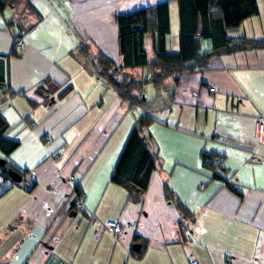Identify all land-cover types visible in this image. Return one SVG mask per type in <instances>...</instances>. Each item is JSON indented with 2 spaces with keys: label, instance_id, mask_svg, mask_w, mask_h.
<instances>
[{
  "label": "crops",
  "instance_id": "obj_1",
  "mask_svg": "<svg viewBox=\"0 0 264 264\" xmlns=\"http://www.w3.org/2000/svg\"><path fill=\"white\" fill-rule=\"evenodd\" d=\"M165 1L167 48L175 53L174 0H26L3 12L0 129L18 147L0 158L25 180L0 173V264H191L192 257L197 264H264V145L253 136L264 119V48L221 53L159 88L146 84L145 107H129L94 64L101 54L121 65L116 16ZM256 5L257 15L229 38L264 40V0ZM19 36L24 49L12 56ZM122 73L135 81L150 75L144 68ZM142 114L152 119L143 133L159 162L138 195L110 183V175ZM202 154L218 156L222 178ZM164 185L193 214V225L166 199ZM109 221L120 234L105 229Z\"/></svg>",
  "mask_w": 264,
  "mask_h": 264
},
{
  "label": "trees",
  "instance_id": "obj_2",
  "mask_svg": "<svg viewBox=\"0 0 264 264\" xmlns=\"http://www.w3.org/2000/svg\"><path fill=\"white\" fill-rule=\"evenodd\" d=\"M26 0H0V17L7 8H17ZM178 9V51H168L167 37L171 32L169 18V2L165 1L154 6L118 15L114 18L118 33V51L121 65L97 54L94 64L101 77L118 94L129 107L143 106V88L151 84L159 88L163 82L183 71L205 68L209 60L221 53H235L245 49L264 48V40H233L228 37L231 30L237 28L245 19L257 15L256 0H174ZM21 38L17 37L15 41ZM150 39L152 61L148 60L144 40ZM209 41L211 47L201 50V44ZM12 56H19L13 47ZM5 57H0V92L7 91L5 75ZM144 68L149 70L147 79L132 80L122 73L124 70ZM152 119L142 114L135 122L124 142L117 163L110 175V183L122 187L128 192L143 195L150 184L152 174L158 168L159 159L151 150V142L143 131ZM0 129V153L9 156L17 147L18 142L8 140ZM4 166L0 173L9 179V169L18 172L24 179L25 173L17 171L5 158H0ZM218 156L202 154V161L213 168L214 176L222 178L225 170ZM25 180V179H24ZM166 184V183H165ZM33 185L30 187L32 188ZM164 196L174 204L175 209L184 220L194 224V216L172 193L163 187ZM81 194V193H78ZM183 221V220H182ZM184 225V224H182ZM183 227V226H182ZM183 231V230H182Z\"/></svg>",
  "mask_w": 264,
  "mask_h": 264
},
{
  "label": "built area",
  "instance_id": "obj_3",
  "mask_svg": "<svg viewBox=\"0 0 264 264\" xmlns=\"http://www.w3.org/2000/svg\"><path fill=\"white\" fill-rule=\"evenodd\" d=\"M14 48L16 50V52L18 54H20V52L24 49V41L22 38H18L15 43H14ZM209 92H214V88H209ZM253 136L256 140V143L259 146H263L264 145V119L263 118H258L256 125H255V129H254V133ZM217 162L219 163L220 160H217ZM73 181V178H72ZM84 197L82 194H78L77 197V201L75 203V207L77 210H81L82 209V201H83ZM105 229L113 234V235H118L120 234V225L116 222H112L109 221L105 224ZM191 264H197L196 260L192 257L191 258Z\"/></svg>",
  "mask_w": 264,
  "mask_h": 264
},
{
  "label": "water",
  "instance_id": "obj_4",
  "mask_svg": "<svg viewBox=\"0 0 264 264\" xmlns=\"http://www.w3.org/2000/svg\"><path fill=\"white\" fill-rule=\"evenodd\" d=\"M0 166H4V162L2 160H0ZM7 174L10 180L14 183H20L22 181V176L14 170L9 169ZM139 248V245L133 246V250H138Z\"/></svg>",
  "mask_w": 264,
  "mask_h": 264
},
{
  "label": "rangeland",
  "instance_id": "obj_5",
  "mask_svg": "<svg viewBox=\"0 0 264 264\" xmlns=\"http://www.w3.org/2000/svg\"><path fill=\"white\" fill-rule=\"evenodd\" d=\"M170 41H171V39H170ZM170 41H169V45H168V47H169V50H170ZM145 42H146V49L148 50V52H147V56H148V58L150 59V57H151V54H150V39L149 38H146V40H145ZM76 208V207H75Z\"/></svg>",
  "mask_w": 264,
  "mask_h": 264
},
{
  "label": "bare ground",
  "instance_id": "obj_6",
  "mask_svg": "<svg viewBox=\"0 0 264 264\" xmlns=\"http://www.w3.org/2000/svg\"><path fill=\"white\" fill-rule=\"evenodd\" d=\"M116 18V17H115Z\"/></svg>",
  "mask_w": 264,
  "mask_h": 264
}]
</instances>
